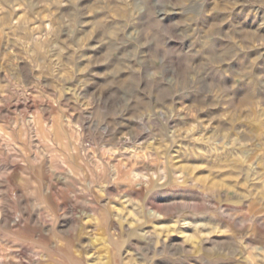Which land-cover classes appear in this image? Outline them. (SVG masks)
Returning <instances> with one entry per match:
<instances>
[{"label": "clouds", "instance_id": "clouds-1", "mask_svg": "<svg viewBox=\"0 0 264 264\" xmlns=\"http://www.w3.org/2000/svg\"><path fill=\"white\" fill-rule=\"evenodd\" d=\"M0 264H264V0H0Z\"/></svg>", "mask_w": 264, "mask_h": 264}]
</instances>
